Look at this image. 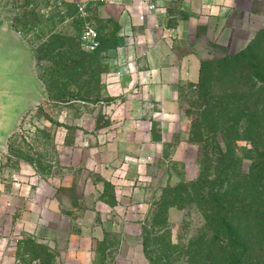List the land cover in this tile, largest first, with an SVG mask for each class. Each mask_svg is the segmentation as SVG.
Masks as SVG:
<instances>
[{"label": "crops", "instance_id": "obj_1", "mask_svg": "<svg viewBox=\"0 0 264 264\" xmlns=\"http://www.w3.org/2000/svg\"><path fill=\"white\" fill-rule=\"evenodd\" d=\"M168 5L176 19L170 23L163 17L162 22L174 37H165L160 27L146 32L135 49L138 73L123 78L124 86L134 82L139 89L108 122L93 124L95 118L88 116L80 123L74 117L72 126L57 130L56 157L45 176L32 165L14 169L7 163L6 171L41 178L27 176L37 182L33 199L11 182L0 185V261L15 264L19 240L45 229L63 244L57 257L63 264H95L96 244H110L113 232L119 235L118 257L149 263L141 241L149 195L159 201L165 187L179 179L173 166L181 167L188 180L200 173L182 119L183 90L199 82L205 58L199 31L213 30L219 43L228 45L235 15H257L255 8L264 0H169ZM116 62L109 63L102 81ZM102 81L100 98L107 95ZM179 211L170 207L168 220Z\"/></svg>", "mask_w": 264, "mask_h": 264}, {"label": "rangeland", "instance_id": "obj_2", "mask_svg": "<svg viewBox=\"0 0 264 264\" xmlns=\"http://www.w3.org/2000/svg\"><path fill=\"white\" fill-rule=\"evenodd\" d=\"M138 5L141 11L134 9ZM170 9L169 6L166 17L171 23L176 18ZM255 11L257 15L247 18L241 13L235 15V34L228 45L219 43L213 30L199 31V49L204 59L211 62L208 67L215 95L211 103L217 112L224 108L219 98L221 90L236 87L238 73L217 68L216 61L245 50L250 53V63L264 61V5L256 6ZM142 13L147 15L145 22L140 20ZM156 17L149 15L139 0H104L92 3L84 12L71 2L59 9L45 0H0V82L7 90L4 95L9 107L4 135L9 133L5 143L9 145L11 167L22 169L24 165H32L45 176L56 157L57 130L72 126L74 117L81 119L80 123L88 116L95 118L93 124L109 121V114L103 108L98 111L96 104L102 94V76L111 61L119 59L132 46L137 49L148 30H158L156 22H161L163 15ZM86 24L95 26L99 32L100 45L95 52L81 46L80 34ZM253 80L247 79L248 84H253ZM202 113L197 89L185 88L182 119L188 127V148L196 157L199 146L191 131L194 120H201ZM251 148L249 140H238L240 174L252 168ZM173 167L179 179L170 184L178 189L187 178L181 167ZM149 200L141 241L147 243L149 256L156 264H264L263 243L254 240L237 250L221 234L214 238L197 203L188 201L185 208L171 216V221L161 224L160 200L151 194ZM210 239L212 243L205 244ZM118 241V233L113 232L110 244H96L95 264H134L118 257ZM62 248L54 233L39 230L19 240L15 264H63L57 258ZM223 249L228 250L229 260L223 258ZM0 264L8 263L0 261Z\"/></svg>", "mask_w": 264, "mask_h": 264}, {"label": "trees", "instance_id": "obj_3", "mask_svg": "<svg viewBox=\"0 0 264 264\" xmlns=\"http://www.w3.org/2000/svg\"><path fill=\"white\" fill-rule=\"evenodd\" d=\"M250 59V53L245 50L216 61L217 68L238 73V85L221 90L222 112H217L211 103L215 99L213 76L208 67L211 62L202 60L200 80L191 86L197 89L203 105L201 120H194L191 131L199 146L200 173L195 179L184 180L178 189L168 184L158 212V221L167 224L170 207L182 209L188 201L195 202L213 237L221 234L237 250L254 240L264 244V61L253 64ZM252 78L254 83L249 85L247 79ZM243 139L252 144L249 157L253 165L248 173L240 174V157L236 151L238 140ZM211 243L212 239L205 244ZM143 246L146 257L156 264L145 241ZM223 254L225 260L231 258L228 250L223 249Z\"/></svg>", "mask_w": 264, "mask_h": 264}, {"label": "built area", "instance_id": "obj_4", "mask_svg": "<svg viewBox=\"0 0 264 264\" xmlns=\"http://www.w3.org/2000/svg\"><path fill=\"white\" fill-rule=\"evenodd\" d=\"M50 6L63 9L68 2L73 3L76 8L84 12L92 3H99L104 0H45ZM168 1L169 0H141V4L144 9L149 12L151 16L163 15L167 16L168 12ZM146 13L140 15V20L145 22ZM157 18V17H156ZM158 19V18H157ZM157 27L162 28L163 32L166 33L165 37H174L173 32L170 28L159 20L156 22ZM81 45L83 49L89 52H93L98 49L100 45L99 32L97 28L91 24H86L80 34ZM135 47L129 48V51L117 59L116 66L114 70H111L105 74L102 83L107 91L106 97L100 98L96 104L103 107L104 111L109 115L117 109L124 101V99L133 92H137L139 85L137 83L131 82L128 85H123V78L125 74L138 73L135 69L134 63L137 60V54L135 52ZM138 76V75H137ZM139 78V77H138ZM9 155V145L4 144L0 147V185H3L6 182H11L15 188H18L22 195L27 199H33L37 182L36 180L30 179L31 176H37V179L40 180L41 176L36 174L27 175L23 174L21 171L9 172L6 171ZM30 176V178H27ZM123 176V175H122ZM133 185V182L130 183ZM11 205V202H8Z\"/></svg>", "mask_w": 264, "mask_h": 264}, {"label": "water", "instance_id": "obj_5", "mask_svg": "<svg viewBox=\"0 0 264 264\" xmlns=\"http://www.w3.org/2000/svg\"><path fill=\"white\" fill-rule=\"evenodd\" d=\"M1 77V76H0ZM7 90L4 88V85L0 82V147H2L9 136V133L4 135V124L7 117L8 103H6L5 93ZM4 137V139H3Z\"/></svg>", "mask_w": 264, "mask_h": 264}]
</instances>
